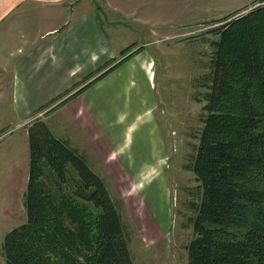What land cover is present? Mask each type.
Returning a JSON list of instances; mask_svg holds the SVG:
<instances>
[{
    "label": "trees",
    "instance_id": "obj_1",
    "mask_svg": "<svg viewBox=\"0 0 264 264\" xmlns=\"http://www.w3.org/2000/svg\"><path fill=\"white\" fill-rule=\"evenodd\" d=\"M214 24L201 127L185 164L198 182L187 264H264V0ZM27 134L26 219L3 236L5 264H133L101 175L40 118Z\"/></svg>",
    "mask_w": 264,
    "mask_h": 264
},
{
    "label": "rangeland",
    "instance_id": "obj_2",
    "mask_svg": "<svg viewBox=\"0 0 264 264\" xmlns=\"http://www.w3.org/2000/svg\"><path fill=\"white\" fill-rule=\"evenodd\" d=\"M22 1L0 0V29L11 31L12 35L0 37V264H5L1 251L3 236L26 219L20 191L22 150L24 139L26 148L28 143L26 119L34 112L25 114L23 106L7 96L9 74L5 72V64L9 63L3 52L22 44L24 38H15L14 31L26 28L35 32L36 36L27 37L33 46L48 44L46 40L60 44L61 33L42 37V31L53 26L58 31L67 26L73 29L85 15L97 21L109 46L119 49L117 62L145 47L144 53L153 60L158 101L155 117L160 131L151 134L150 144L156 145L162 155L166 153V157H160L153 173L155 179L122 176L112 166L103 168V175L100 174L127 230L133 264H187L186 244L192 237L188 202L196 200L198 182L185 164L194 153L201 127L204 104L201 96L205 90L200 85L201 76L207 71L211 51L208 42L216 38L209 30L221 17L257 0ZM5 9H9L8 14ZM1 40L6 41V49ZM13 54L7 59L16 58V54L11 57ZM58 108L40 119L61 136L65 134L63 121L54 124L62 115ZM80 153L87 162L91 161ZM142 167L146 170L148 166H140L136 172Z\"/></svg>",
    "mask_w": 264,
    "mask_h": 264
},
{
    "label": "crops",
    "instance_id": "obj_3",
    "mask_svg": "<svg viewBox=\"0 0 264 264\" xmlns=\"http://www.w3.org/2000/svg\"><path fill=\"white\" fill-rule=\"evenodd\" d=\"M22 2L14 3L15 11ZM8 10L4 13L8 14ZM30 29L15 30V38H24L22 44L3 52L9 63L5 64V72L9 74L7 96L19 102L25 114L34 111L27 116L26 129L34 118L52 114L53 109L60 107L62 115L54 124L63 121L65 134L60 136L48 123L50 130L86 154L99 174L103 175V168L112 166L122 176L155 179L156 165L166 153L162 155L160 149H155L156 145L150 144L151 134L159 132L160 126L155 117L158 101L153 60L144 53L146 47L111 68L117 62L119 49L109 46L95 19L85 15L73 29L68 26L60 31L55 26L44 29L42 37L61 33L63 39L57 45L46 40L48 44L33 46L27 37L36 35ZM10 32L0 29V37L12 36ZM1 41L5 46L6 41ZM11 53L16 58L8 60ZM23 145L22 194L29 170V147L27 143L26 148L25 139ZM143 165L147 169L142 167L136 172Z\"/></svg>",
    "mask_w": 264,
    "mask_h": 264
}]
</instances>
